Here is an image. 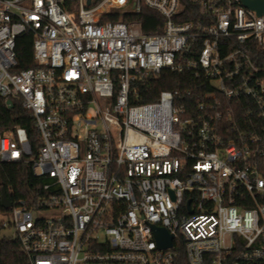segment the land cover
<instances>
[{
  "label": "built area",
  "instance_id": "1",
  "mask_svg": "<svg viewBox=\"0 0 264 264\" xmlns=\"http://www.w3.org/2000/svg\"><path fill=\"white\" fill-rule=\"evenodd\" d=\"M144 5L160 31L124 20ZM25 35L35 65L19 69ZM162 70L210 90L139 103ZM0 99L21 103L34 129L0 131V161L32 164L58 189L0 213V246L17 240L28 264H264V12L241 0H0Z\"/></svg>",
  "mask_w": 264,
  "mask_h": 264
},
{
  "label": "trees",
  "instance_id": "2",
  "mask_svg": "<svg viewBox=\"0 0 264 264\" xmlns=\"http://www.w3.org/2000/svg\"><path fill=\"white\" fill-rule=\"evenodd\" d=\"M192 15L186 14V20ZM117 16L115 20H117ZM125 21H139L145 33H154L162 29L163 16L156 10L143 6L139 14L127 16ZM33 37L25 35L18 39V68L25 69L34 66L33 63ZM183 89L192 90L195 96H200L210 90L206 80L198 79L191 72L177 73L170 70H162L158 75L150 76L146 81L139 84V103L152 102L157 100L163 90ZM19 124L27 127L29 133L33 132L29 113L21 103H14L12 108L5 106L0 99V131L11 125ZM54 180L47 175H36L32 164L1 162L0 161V213L8 209L2 206V194L6 191L13 203L21 200L28 206L37 205L38 200L50 193H57V186L53 185ZM52 184L49 190L44 186ZM0 264H28L27 255L21 250L17 240L7 241L0 246Z\"/></svg>",
  "mask_w": 264,
  "mask_h": 264
},
{
  "label": "water",
  "instance_id": "3",
  "mask_svg": "<svg viewBox=\"0 0 264 264\" xmlns=\"http://www.w3.org/2000/svg\"><path fill=\"white\" fill-rule=\"evenodd\" d=\"M242 4L247 8L255 10L259 15L264 12V0H241ZM12 107L11 101H9ZM13 205L12 200L8 196L6 191L2 194V206L6 209H10ZM157 238L159 239V244L161 246H170L172 244V236H170L164 228H155Z\"/></svg>",
  "mask_w": 264,
  "mask_h": 264
},
{
  "label": "rangeland",
  "instance_id": "4",
  "mask_svg": "<svg viewBox=\"0 0 264 264\" xmlns=\"http://www.w3.org/2000/svg\"><path fill=\"white\" fill-rule=\"evenodd\" d=\"M101 102H102V100H101ZM95 109H96L95 104L91 105V112H94ZM46 214H47V213H36V212H35V216H38V215L42 216V215H46ZM0 217H4V218H6V220H9V219H10V214H9V213H6V214H0Z\"/></svg>",
  "mask_w": 264,
  "mask_h": 264
}]
</instances>
